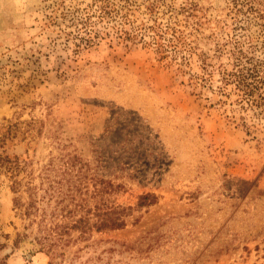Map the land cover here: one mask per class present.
I'll return each instance as SVG.
<instances>
[{"label":"rangeland","instance_id":"374dc122","mask_svg":"<svg viewBox=\"0 0 264 264\" xmlns=\"http://www.w3.org/2000/svg\"><path fill=\"white\" fill-rule=\"evenodd\" d=\"M131 1L127 24L87 29L100 0H0V156L22 165L20 193L0 173V264H264V119L222 79L241 62L264 71V0ZM68 164L114 184L111 201L133 209L123 229L41 244L29 188ZM61 215L48 228L68 230Z\"/></svg>","mask_w":264,"mask_h":264},{"label":"trees","instance_id":"16d2710c","mask_svg":"<svg viewBox=\"0 0 264 264\" xmlns=\"http://www.w3.org/2000/svg\"><path fill=\"white\" fill-rule=\"evenodd\" d=\"M124 2L125 5L130 7L131 0H119ZM247 1V4L250 0ZM104 5L96 6L95 10L91 14H87L82 24L88 29L92 24H99L103 22H109L117 16L122 19V23L127 24L125 21H129V17L134 13V9L128 8L123 5L121 8H117L116 0H100ZM155 3V2H154ZM161 2H159L160 4ZM158 5V2L157 4ZM156 5L149 6V15H155L158 13ZM158 8V6H157ZM127 10V13L124 11ZM188 11V10H186ZM193 16V15H191ZM96 18V22L93 19ZM131 22V21H130ZM129 22V23H130ZM168 29V28H167ZM153 32L152 40L149 43L153 45L159 54H163L166 51V44L164 39L166 31L160 24L149 28ZM173 37L178 38L183 32L173 28ZM120 38L123 40L137 39V35H131L123 29H118ZM96 37V36H95ZM86 43H90V38L85 39ZM242 62L236 64L235 69L229 71L227 69L222 70V79L225 86L234 85L235 90L239 94V103L242 108L253 111L257 118L264 119V71L260 70L258 66H254L249 69L241 70ZM10 129L8 130V132ZM72 158H69V161ZM69 166L61 173L63 180L51 184L47 189L31 187L29 188L31 193V203L27 208L26 216L31 217L33 213L41 214L39 224L44 227L47 234L42 238L41 244L56 240L62 241L63 236L67 234L71 229H80L83 234L88 233L92 229L98 231H111L120 230L126 226V218L130 215L133 209L131 207L125 208L113 203L110 199L115 192V186L111 182L94 176L88 175L83 170H75L73 164ZM22 170L20 159H12L9 156H0V173L5 171L11 173V179H13L14 192L20 193L21 183L17 180L18 171ZM55 169H52L54 171ZM74 176L76 179L74 180ZM78 181V182H77ZM44 191V197H40V192ZM48 198V199H47ZM155 197L153 195L142 196L137 204L138 208L143 206L154 204ZM47 199V200H46ZM54 201L55 206L51 212V218L48 217L47 210L40 208V203L46 200L47 203ZM16 204H20V198L15 199ZM62 214L61 217H71L73 220L68 224V230H60V225L56 224L54 228H48V220L52 221ZM66 214V215H64ZM44 232V231H43ZM45 245V244H43Z\"/></svg>","mask_w":264,"mask_h":264}]
</instances>
